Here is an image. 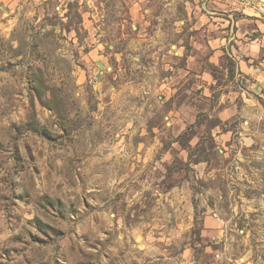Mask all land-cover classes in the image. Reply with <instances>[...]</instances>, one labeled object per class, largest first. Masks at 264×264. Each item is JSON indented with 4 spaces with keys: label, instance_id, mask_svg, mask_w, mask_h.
Wrapping results in <instances>:
<instances>
[{
    "label": "rangeland",
    "instance_id": "374dc122",
    "mask_svg": "<svg viewBox=\"0 0 264 264\" xmlns=\"http://www.w3.org/2000/svg\"><path fill=\"white\" fill-rule=\"evenodd\" d=\"M0 264H264V0H0Z\"/></svg>",
    "mask_w": 264,
    "mask_h": 264
}]
</instances>
